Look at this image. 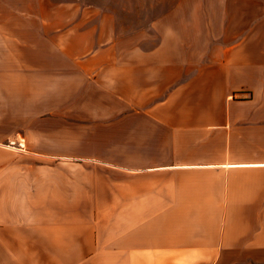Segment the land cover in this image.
I'll use <instances>...</instances> for the list:
<instances>
[{"label":"crops","instance_id":"crops-1","mask_svg":"<svg viewBox=\"0 0 264 264\" xmlns=\"http://www.w3.org/2000/svg\"><path fill=\"white\" fill-rule=\"evenodd\" d=\"M16 5L0 0V264H264V0L47 51Z\"/></svg>","mask_w":264,"mask_h":264},{"label":"rangeland","instance_id":"rangeland-1","mask_svg":"<svg viewBox=\"0 0 264 264\" xmlns=\"http://www.w3.org/2000/svg\"><path fill=\"white\" fill-rule=\"evenodd\" d=\"M16 12L39 15L40 49L67 45V30L98 28L114 30L120 42L127 43L129 35H139L158 26L173 27L179 23L175 16L206 14L218 8L219 0H9ZM11 7L9 6V12ZM214 11V10H213ZM29 18V17H28ZM41 56L42 66L46 60ZM11 56L8 57L10 62Z\"/></svg>","mask_w":264,"mask_h":264}]
</instances>
